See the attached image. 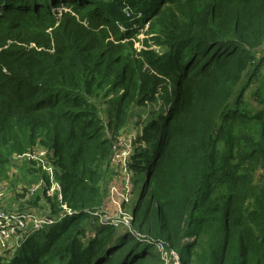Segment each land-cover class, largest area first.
Returning <instances> with one entry per match:
<instances>
[{
    "label": "trees",
    "instance_id": "1",
    "mask_svg": "<svg viewBox=\"0 0 264 264\" xmlns=\"http://www.w3.org/2000/svg\"><path fill=\"white\" fill-rule=\"evenodd\" d=\"M135 118L132 219L102 223ZM36 150L62 201L22 158L55 222L0 264H264V0H0V184Z\"/></svg>",
    "mask_w": 264,
    "mask_h": 264
},
{
    "label": "rangeland",
    "instance_id": "2",
    "mask_svg": "<svg viewBox=\"0 0 264 264\" xmlns=\"http://www.w3.org/2000/svg\"><path fill=\"white\" fill-rule=\"evenodd\" d=\"M58 12H60V9H58ZM139 31H142V26L139 27ZM139 38H142L141 35ZM138 46V44H136ZM137 119L132 121V123L122 130L119 135L121 136V140L118 143L117 140V148L115 152V169L114 173H116V176L112 178V191L110 193V200L107 201L105 206V212L109 215L111 220H122L124 218L128 217V213L130 209L132 208L134 201H135V195L132 193V182L131 179L133 177V174L131 173L129 169V163H130V157L133 155V141L136 139V135L140 129V126L137 124ZM118 136V138L120 137ZM117 138V139H118ZM22 163V162H21ZM20 160H14V164L11 167H8L7 176L8 179L5 180L2 184L7 185L8 188L13 189L12 194L8 195L6 202L9 205H13L14 208H17L18 210H23V208L26 207V203H22L20 200L23 199V201L26 202L30 196V191H36L39 186V180L41 179V176L38 174L36 176H29L33 178L26 179V177L23 175V170H21ZM37 169V168H36ZM16 192H19L20 195H24L25 199H16L15 195H18ZM29 193V195L27 194ZM30 200V199H29ZM37 211H32V214H35ZM105 219V218H103ZM31 222L27 223V226H29ZM134 232L131 230V233ZM26 233L18 236L17 238H14L13 241H11L5 249L0 250V255L4 254L8 255L9 252L13 253V251L16 248V244L19 240H21ZM133 236H137V233H132ZM165 252H167L164 249ZM168 254V262L165 264H170V258H169V252Z\"/></svg>",
    "mask_w": 264,
    "mask_h": 264
},
{
    "label": "built area",
    "instance_id": "3",
    "mask_svg": "<svg viewBox=\"0 0 264 264\" xmlns=\"http://www.w3.org/2000/svg\"><path fill=\"white\" fill-rule=\"evenodd\" d=\"M126 15L128 16V13H126ZM117 140L119 143L121 140V136ZM116 148H117V145H115L114 147L115 152H116ZM46 154L47 152L44 150H36L30 154L18 156L15 158V160L17 159L21 161V159L25 157L27 159L36 161L38 163V166H40L42 170L47 173L49 180H50V185L49 187L46 188V191H45L46 196L53 197L54 194H57V199L61 202L62 201L61 187L54 180L53 168L49 164H47L45 160ZM113 162H115V156H114ZM41 185L42 184L40 183L38 188H40ZM112 189L113 188L111 187L110 193ZM12 191L13 189L8 188L7 185L0 184V250L5 249L7 245L11 241H13L14 238H17L18 236L24 233L28 234L29 232L40 230L43 227L50 226L55 222L54 218L52 219L49 217L48 210L47 211L41 210L40 212H38L36 209L23 208V210L20 211L17 208H14L13 205H9L6 202V199L8 195L10 194L13 195ZM34 192L35 191H30L29 192L30 196H32ZM15 193L20 194L19 192H16V191ZM29 193L27 192L28 195ZM110 193H109L108 200H110ZM20 201L22 203H25L23 199ZM61 208L63 209V211H65V215L67 216L73 213L65 205H62ZM32 211H37V212L35 214H32L31 213ZM128 214H129L128 217L122 220H111V221L109 220V221L110 223H113V224H118L122 222L124 223V225L127 226L132 219L130 213ZM108 219H111V218L110 217L105 218V219L102 218L100 219V222L105 223L108 221ZM28 222L29 223L31 222L29 226H27ZM157 250L159 251L161 260L164 262V264L165 262L167 263L169 260L168 254L167 252L164 251L163 245L159 243L157 245ZM169 258L171 261L170 264H179V258L176 253H173V252L169 253Z\"/></svg>",
    "mask_w": 264,
    "mask_h": 264
}]
</instances>
